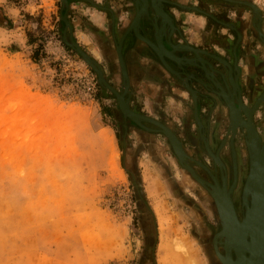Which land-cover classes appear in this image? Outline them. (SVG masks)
Here are the masks:
<instances>
[{
  "label": "rangeland",
  "instance_id": "1",
  "mask_svg": "<svg viewBox=\"0 0 264 264\" xmlns=\"http://www.w3.org/2000/svg\"><path fill=\"white\" fill-rule=\"evenodd\" d=\"M60 3L0 0V22H11L10 30L0 27V264H211L201 236L221 225L209 199L162 136L139 143L131 133L128 150L112 115L114 95L61 42V11L74 41L120 91L110 69L112 44L86 20V6ZM184 119L171 121L176 131ZM183 143L189 156L194 146ZM237 179L236 171L235 186Z\"/></svg>",
  "mask_w": 264,
  "mask_h": 264
},
{
  "label": "crops",
  "instance_id": "2",
  "mask_svg": "<svg viewBox=\"0 0 264 264\" xmlns=\"http://www.w3.org/2000/svg\"><path fill=\"white\" fill-rule=\"evenodd\" d=\"M76 1L78 4L82 3V0ZM200 1L204 4L206 10L198 8L200 6ZM245 1H249V3L253 4L264 16V0ZM122 2L123 4H126L124 3V0H96V4L93 5L94 7L89 5L86 6L82 3L86 6L88 12L90 11L89 13L87 12L88 14L86 15H92L91 18L86 20L94 25V31H98V34L101 37L108 40L107 45H109V40L110 44L112 40L110 39L109 34H104L106 35V38L102 35L105 30V24L107 26L106 29L109 30V32H113L118 28L125 29L128 25L129 20L126 18L128 17L127 15H129V12L125 8L126 5H122ZM227 2L224 3L220 0H168V4L170 5V18L176 25V32L171 34L170 40L165 38V44L168 48V41H172L174 44L186 43V46H192L203 52L216 55L225 60L228 64H231L232 52L234 55L237 50L238 59L233 62L235 63V70H241L237 78L241 87L244 102L246 103L245 98L248 97L249 92H257L260 88L259 84L264 81V73H258L256 72V68H254L261 59V51H264V43L260 40V35H258L255 30V17L253 11L250 10L249 7L246 8L242 6L241 3ZM73 4L74 2L70 6L71 8L73 7ZM92 10L93 12L91 13ZM146 12L147 11H145L143 15H145ZM158 19L160 20L153 11L152 20L155 24ZM121 21H123V23H121ZM162 22L164 23V21ZM260 29L263 34V37H260L264 40V23L260 25ZM173 30L174 28L171 29L165 25L162 28L160 27L158 32L161 35V39H163L164 33H167L168 31L172 32ZM156 31L155 35L157 36ZM107 35H109L108 38ZM134 39L135 42H133ZM123 42L125 44L124 46L127 48V56H129V58L131 57L129 67L130 77L128 74L129 84L133 90L131 94H133L134 97H138L137 95H139V103H142L146 109L148 104L160 102V112L163 117L169 121L175 122L179 118L187 119V111L190 105L189 96L183 88L179 90L178 87L177 89V85H175L174 82L178 83L179 80L169 74V72L161 65L158 57L152 50H147L146 46H149L144 41L137 39L134 36L132 39L126 38L125 41L123 40L122 45ZM112 43V57H110L111 66L115 69L114 71L118 72L119 69H117V58L115 53L116 43H114V41ZM130 47H134L136 52H132ZM10 48L13 50L12 54H18L20 44L13 42L10 44ZM180 49L188 50L185 46H181ZM175 55L185 58L193 57L189 52H176ZM202 58L210 63L211 70H219L224 73L225 68L221 62L205 55H203ZM196 59L197 58H195V60ZM112 61L115 63L114 67ZM167 63L179 73L184 72L188 74V76H194L199 80L204 79L203 72L194 66H184L183 68H180V66L174 62L167 61ZM140 73L144 75L146 74L148 79H141ZM160 80L163 81L162 85H159ZM195 82V90L200 91L202 94H206L204 95V98H207V95L210 93L216 95L215 91L213 92L212 85L206 82V80L205 82L209 86L208 89L203 88V85H201L200 82ZM179 85H182V83ZM224 89L230 90V85L226 83ZM138 90H140V92L136 95ZM212 101H214L215 104L219 103L215 97ZM130 103L131 102H129V104ZM162 106H164V108ZM215 111L219 112L221 117H226L225 108H223L220 103L217 104Z\"/></svg>",
  "mask_w": 264,
  "mask_h": 264
},
{
  "label": "flooded vegetation",
  "instance_id": "3",
  "mask_svg": "<svg viewBox=\"0 0 264 264\" xmlns=\"http://www.w3.org/2000/svg\"><path fill=\"white\" fill-rule=\"evenodd\" d=\"M90 1V2H89ZM214 1V0H213ZM221 2H227L224 0H220ZM237 1V0H234ZM77 3L76 0H67L68 6L67 9L71 8V4L72 3ZM96 0H82V3L85 4L86 6L89 5L91 7H94L93 5H95ZM155 5L159 8H161L165 13H167L169 16V9H170V5L168 4V0H161L160 3H158V0H154ZM229 2V1H228ZM227 2V3H228ZM239 2H243L241 3L242 6L248 8V6H246L244 4V2H249V1H239ZM128 5L125 7L127 9V11L129 12L130 16L128 18L129 22L128 25L125 27V29L123 28H118L117 30H114L113 32L110 31L109 35H110V39L112 40V42L114 41L115 44V53H116V45L118 44L121 35L125 32V30L128 28L135 12H136V6H135V0H128L127 1ZM61 6V3H60ZM200 9L206 10V7L204 6V4L202 3V1H200V6L198 7ZM251 10V9H250ZM146 14L142 16V18L140 19L139 22V33L144 36L146 39L150 40L151 42L155 43V23L152 20L153 17V9L151 7L150 4V0H148V6L146 9ZM61 13L63 14L64 11ZM60 13V14H61ZM254 14V13H253ZM258 14L260 17L259 18L255 17V30L257 31V28L260 31V36L263 37L262 31L260 29V25H262L264 23V16L261 13L260 10H258ZM68 15H66L67 17ZM173 25H174V30L172 31L173 33L176 32V25L174 23V21H172ZM158 28H160V20L158 19L156 22ZM61 25L64 27V23L61 21ZM123 29V30H122ZM157 37L161 36L160 33L158 32L157 29ZM169 32V31H168ZM264 33V32H263ZM259 35V33H258ZM123 36V35H122ZM126 38H134V35L132 32H129ZM124 39V41H125ZM165 37H163L162 42L164 44V46L166 47L165 44ZM106 42V41H105ZM111 42L112 46L110 49V55H111V51L113 49V43ZM135 42V39L134 41ZM124 42L122 45V49H121V53H122V58L125 64V68H126V72L127 76L129 74L130 77V71H129V67H130V58L129 56H127L126 54V47L124 46ZM109 46V45H108ZM147 50L151 51V49L149 47H147ZM167 48V47H166ZM130 50L132 52H136V50H134V47H130ZM130 51V52H131ZM131 52V53H132ZM262 55H261V59L259 60V62L257 63L256 67V72H260V73H264V51H261ZM154 53V52H153ZM112 57V56H111ZM238 57V52L237 50L235 51L234 55L232 52V60L230 61L231 64L229 63L230 67L232 68V76H233V81L236 82L237 85L234 84V82L231 80L230 84V90L231 92L229 93V97L234 98V103L235 105H237L236 103V99L239 97V100L241 102V106L239 108V115L241 118L245 119L243 113L247 112H251V119H252V124L255 127V130L257 132V134L259 135L261 142H263L264 140V128L263 130L260 129L261 126H264V103H260L257 105V107H255V103L258 100V98L261 96V94L264 92V81L261 82L260 88L257 90V92L255 91H250V98H245L246 99V103L244 102L243 99V95H242V91H241V87L238 81V74L240 73L239 69L238 71L235 70V63L233 61H237ZM117 58V55H116ZM168 62H170L169 60H167ZM113 62V61H112ZM117 66H118V72L114 71L115 69L112 68V66L110 67V69L112 70V74L113 75H118L119 80L121 79L120 83L122 86V89L120 91H118L119 93H121L123 91V80H122V76H121V72H120V68H119V64H118V59H117ZM114 69V70H113ZM225 73V72H224ZM140 78L144 79L148 77L146 76V74H142L140 73ZM204 75V74H203ZM182 78H184V76L181 74L180 75ZM129 77H128V90L127 93L124 96V99L127 100L128 102V106L129 109L139 115L145 116L147 118L153 119L163 125H165L170 131H172V133L177 137L178 141L181 144V148L182 151L185 153L186 155V161L188 163V165L194 170V173L203 181L202 184H204V182L206 183V185H201L200 182L196 181L186 170H184L182 168V166L180 165V163L178 162L177 157L176 161L178 162L179 166L185 171V173L189 174V176L192 178H190L191 183L194 184L195 187H198L199 192L202 193V196H200L201 198H208L210 203H211V210L213 213V216H217V212L215 210L214 207V199H212L210 196V193L208 192L207 189H212L214 185H216L214 183V178L216 179V182L218 185H216V187L213 189V193L215 194V192L217 191V187L220 188L222 187V179L225 178L226 179V187L229 189L232 185V181H233V166H232V150H231V146H230V141L232 138V142H233V150H234V154H235V162H236V171H237V183L235 186V189L232 191L231 193V199L233 202V206H234V210L236 212V215L238 216V218L242 217V210H241V196H242V186H243V182H244V178L247 175V171H248V152H247V148L246 146L245 151H246V160L244 161L245 166L242 164L243 162L241 161V149L238 145L239 139L238 136L240 135L244 145H245V131L244 129L241 131L240 127H237L235 130V134L233 136L232 131L230 130V120H229V110L228 107L225 105L224 101L222 100V98L220 96L217 95H213V94H208L207 98H204V95L206 94H202L200 91H196L195 89V85H194V80L189 81V85L190 87L196 91V100H195V106H194V101L190 95V93L186 90V88L183 85H179L181 82L179 81L174 82L175 85H177V89L179 87V90H181L182 88L188 93L189 96V101H190V105H189V109L187 111V119H184L180 128L182 129L181 131H176L174 129L175 124H173L171 121L167 122L166 119L163 117V115L161 114V110H160V102H153L152 104H148L147 105V109H143L141 108V106H138V102L134 101L132 99L133 94H131V92L133 91L130 84H129ZM161 78V77H160ZM215 78L216 80L220 83V85L224 88L221 79L218 75L215 74ZM162 79V78H161ZM203 81H205V79H203ZM208 82V81H206ZM205 82V83H206ZM163 81L160 80L159 85H162ZM196 83V82H195ZM209 83V82H208ZM210 84V83H209ZM113 87V86H112ZM165 87V86H163ZM204 88V87H203ZM213 88V92L216 91L218 92V89H216L214 86H212ZM237 88H239L240 90V94L237 90ZM227 92H229V90L225 89ZM225 91V92H226ZM177 95V94H176ZM217 99V101L221 104V106H223V108H225V112H226V117H221L219 112H216V106L219 103H216L214 101H212L214 99V97ZM249 97V95H248ZM115 99V97H114ZM129 102H131L129 104ZM116 106H117V114H114L112 112L113 118L117 123L118 126V132L122 133V135H124V140H125V145L126 147L129 149H132L131 144H129V137L131 133H136L139 136L140 142L142 143L145 139L148 138V140L152 139V136H162L168 143V140L166 139V137L162 134V132L159 130V128L149 122H144V121H140L142 127H140L139 125L135 124L134 122H132L131 120H124L123 116L121 113H119V108H118V104L117 102ZM140 105V104H139ZM194 107L196 108V115L198 118V121L200 122V126H198L197 122L195 121L194 115H193V111H194ZM207 110L208 112H211V116L208 117H204L203 116V112ZM252 110V111H251ZM215 111V112H214ZM261 113V114H259ZM260 116V124L257 123L256 121V117ZM225 120L226 124L223 126V121ZM238 122L241 123V121L238 119ZM244 122H246V119L244 120ZM224 127V129H221V127ZM192 127H194V133L192 130ZM242 129V128H241ZM183 131V132H182ZM220 132H222V134L220 135ZM182 133L185 135L184 138H182ZM233 136V137H232ZM183 140H187L189 143H191L193 147V151L192 154L190 153L189 157L186 153V150L189 151L188 149L185 148V144L183 143ZM204 143L207 144V147L209 149L210 152H212V154L216 155V162H214V160L209 156V154L206 151L205 145ZM169 147L171 148L170 144L168 143ZM140 148V144H137V146L134 149H139ZM172 150V148H171ZM173 152V151H172ZM189 154V153H188ZM204 157L208 160V161H204ZM218 161V162H217ZM218 163V164H217ZM207 186V187H206ZM204 196V197H203ZM205 199V198H204ZM200 214H203L200 210H197ZM218 218V216H217ZM218 230H220V227L218 226ZM217 230V231H218ZM215 232H213V230H210V227H207V231L205 233L202 234L201 236V242L204 244V246H206V253L209 256V260L211 262V264H220L216 261V257L214 255V251H213V247H212V238L214 237ZM219 252L221 254H223V250L219 249ZM234 257V255H233Z\"/></svg>",
  "mask_w": 264,
  "mask_h": 264
},
{
  "label": "water",
  "instance_id": "4",
  "mask_svg": "<svg viewBox=\"0 0 264 264\" xmlns=\"http://www.w3.org/2000/svg\"><path fill=\"white\" fill-rule=\"evenodd\" d=\"M161 0H158V3H160ZM228 1V0H224ZM62 7L67 9L68 3L67 0H60ZM229 2H238V3H243L239 1H229ZM151 7L155 13V15L159 14L158 18H160V27H164L165 25L171 29L174 28L172 19L170 16L165 13L161 8L157 7L154 4L153 0H150ZM246 6L249 8H252L253 13L255 14L256 7L253 6L250 3L244 2ZM135 6H136V12L128 26V28L125 30L123 36L120 38L118 44L116 45V55L118 59V64L122 76V80L127 82V74H126V68L125 64L122 58V53H121V44L124 39V37L129 33L132 32L133 35L140 40H144L150 49L154 52V54L158 57L159 62L161 65L175 78H177L182 85L186 88V90L190 93L193 101H194V106H195V100H196V91H194L190 85L189 81L195 80L197 82H200L201 85L206 89H208V85L205 83L203 80H199L195 78L194 76H191L184 72H177L175 71L170 65L167 63V60L174 62L180 68H183L184 66H194L201 70L203 72V78L208 81L212 86H214L216 89H218V92L215 91V94L217 96H220L222 100L224 101L225 105L228 107L229 110V120L230 124H232V132H235L234 126H237V119H239L242 123V125L245 126L246 128V133L248 135V144H247V149H248V174L246 176L245 182L243 184V191H242V205L245 207V213L244 216L242 217V221H239L236 217L234 208L231 207L230 214L231 217L228 219L229 222L232 224H228L227 222L224 223L222 219H220V225H221V230L219 233L215 234L214 237H219L223 238L225 241L224 245L226 244V247H224L225 251V257L223 259V256L221 254L216 253L217 257L221 261V264H253L250 262V255L251 253L248 252V256L238 253L235 248L234 250V257L230 254V246L226 242V239H229L230 241L234 238V230L236 227L242 225L244 221L248 220L247 225H245V228H241L245 234L248 233L247 238L250 241L245 240L246 242L250 243L249 245H256L258 243L264 242V140L263 143L260 145L258 142L259 137L257 135V132L255 130L254 125L251 122V116L249 113L245 112L243 113L246 122H244L245 119L240 117V113H238V110L241 106V102L239 100V97L236 99L237 105L234 103V98L228 96V92L220 86V83L216 80L215 74L218 75L221 79V82L223 86L225 85L226 79L229 80L231 83V79L233 78L232 76V68L230 65L223 59L219 58L216 55H212L207 52H203L200 49L194 48L192 46H186L184 44H174L172 41H168L167 45L168 48H166L162 42V39L158 36H155V43L149 41L146 39L144 36H142L139 32V22L140 18L143 16V12L145 10V6H148V0H135ZM255 16V15H254ZM166 18V22H162L163 19ZM260 20V17H258ZM59 19L64 23V30H63V36L61 38V42L64 43L66 46L70 47L73 49L77 54H79L82 58V60L94 71L96 75V83L99 85L100 88L105 89L109 91L111 94L114 95L115 100L117 101L118 107L120 111L122 112V116L124 118H128L135 124L139 125L142 127L140 121L144 122H149L159 128V130L162 132V134L166 137L168 140V143L170 144L173 153L176 155L178 162L182 166L184 170H186L193 178H195L198 182L201 183V179L194 173L192 168L188 165L186 161V155L185 153L183 154L182 149H181V144L178 141L177 137L170 131L165 125L147 118L145 116L136 114L132 112L129 109L128 103L126 102L127 100L124 99V96L126 94L127 86L124 83L123 85V91L119 93L114 87H112L106 80L105 75L103 74L102 70L100 67L97 65V63L92 60L82 49L81 47L74 41L73 39V33H72V26L67 20L66 13H61L59 16ZM155 30L159 29L157 24L154 25ZM67 31V34H66ZM257 31L260 35V31L257 28ZM173 32L169 31L167 33H164V37L170 40L171 34ZM260 40L264 43V40L261 39L259 36ZM181 46H185L188 50H182L180 48ZM160 48V49H159ZM161 50V51H160ZM174 52V53H173ZM176 52H189L193 55L192 58H185V57H179L176 56ZM205 55L209 58H212L216 61L221 62L224 65V72H221L219 70H210V63L203 59L202 56ZM195 58H197L195 60ZM180 60V62L178 61ZM209 69V70H207ZM181 70V69H180ZM182 71V70H181ZM183 75L184 78H182L180 75ZM233 81V79H232ZM234 82V81H233ZM235 85L236 82H234ZM239 94L240 90L237 88ZM226 91V92H225ZM195 92V93H194ZM264 103V92L261 94V96L258 98V100L255 103V107H257L258 104ZM193 115L195 118V121L197 122L198 126H200V122L198 121L197 115H196V108L194 107ZM242 131V129L240 128ZM205 148L208 152V154L214 158L215 156L210 153L207 144L204 143ZM230 146L231 150L233 153V165H234V170H235V162H234V151H233V146H232V138L230 141ZM215 161V159H214ZM235 181V179H234ZM215 183V179H214ZM216 184V183H215ZM234 184V182H233ZM215 187V185H214ZM209 190L210 193V189ZM216 193V192H215ZM210 195L213 197L214 202L217 201V198L215 194L210 193ZM249 198V199H248ZM231 202V201H230ZM217 205V203H216ZM232 205V204H231ZM218 206V205H217ZM247 227V228H246ZM247 231V233H246ZM224 235V236H223ZM263 239V241H262ZM251 240H254V243L251 242ZM240 249V248H239ZM238 249V250H239ZM240 250H243L242 248Z\"/></svg>",
  "mask_w": 264,
  "mask_h": 264
},
{
  "label": "bare ground",
  "instance_id": "5",
  "mask_svg": "<svg viewBox=\"0 0 264 264\" xmlns=\"http://www.w3.org/2000/svg\"><path fill=\"white\" fill-rule=\"evenodd\" d=\"M154 1V0H153ZM247 3H249V2H247ZM154 4H155V2H154ZM251 4V3H250ZM253 5V4H252ZM158 6V5H157ZM254 6V5H253ZM146 9H147V7L145 6V10H144V12H143V14L145 13V11H146ZM251 10H252V8H250ZM253 11V10H252ZM155 14V13H154ZM157 15V14H156ZM255 16L254 17H257L258 18V16H259V14H258V9L256 8V11H255V14H254ZM157 16H160L159 14L157 15ZM141 19V18H140ZM163 21L164 22H166L167 20H166V18H164L163 19ZM138 32H139V30H138ZM160 38H161V36H159ZM125 38V37H124ZM124 40V39H123ZM142 41H144V40H142ZM150 41V40H149ZM145 42V41H144ZM146 43V42H145ZM147 44V43H146ZM156 44V43H155ZM148 45V44H147ZM180 48V47H179ZM121 49H122V44H121ZM160 49V48H159ZM161 51V50H160ZM178 61H180V60H178ZM207 70H209V69H207ZM211 70V69H210ZM126 74H127V72H126ZM127 78H128V76H127ZM232 80V79H231ZM124 83H126L125 85L127 86V90H128V79H127V82H125V81H123V85H124ZM226 83L227 84H229L230 82H229V80L228 79H226V82H225V85H226ZM230 85V84H229ZM127 90H126V93H127ZM231 92V90H229V92L227 93L228 95H229V93ZM117 102V101H116ZM127 102V101H126ZM128 103V102H127ZM119 108V107H118ZM119 111H120V109H119ZM252 111V110H251ZM120 113L122 114V112L120 111ZM238 113H239V110H238ZM249 114H251V112H249ZM251 116V115H250ZM238 120V119H237ZM251 122H252V119H251ZM234 127H240V128H242V130L244 129V131H245V146H246V148H247V144H248V135H247V133H246V128H245V126L244 125H242V123H240V122H238L237 121V126H234ZM236 128H235V130H236ZM230 130L232 131V124H230ZM232 134H233V136H234V134H235V132L233 133L232 132ZM258 135V134H257ZM232 136V137H233ZM258 137H259V135H258ZM258 142L260 143V145L263 143V142H261V139H260V137H259V140H258ZM232 146H233V142H232ZM182 149V148H181ZM207 151V150H206ZM234 151V150H233ZM183 152V151H182ZM247 152H248V149H247ZM208 153V152H207ZM211 154H212V152H210ZM183 154H184V152H183ZM214 155V154H213ZM176 156V155H175ZM210 156V155H209ZM215 157L214 158H212L211 156V158L214 160L215 159V161L214 162H216V160H217V158H216V155H214ZM218 162V161H217ZM234 162H235V154H234ZM218 164V163H217ZM232 166H233V176H234V179H235V181H234V179H233V182H234V184L232 183V185H231V187L228 189L227 187H226V179L225 178H223L222 179V187H220V188H218L217 187V191H216V193H215V196H216V198H217V201L216 202H214V207H215V210H216V214H217V216H218V218H219V221H220V219H222L223 221H224V223L225 222H227L228 224H232L231 222H229L228 221V219H230V217H231V214H230V210H231V207H233L234 208V206H233V202H232V199H231V193H232V191H233V188H234V186H235V182H236V162H235V170H234V165H233V153H232ZM248 168H249V164H248ZM193 170V169H192ZM194 171V170H193ZM247 174H248V171H247ZM195 179V178H194ZM215 179V178H214ZM196 180V179H195ZM197 181V180H196ZM202 180H201V185H206V183L204 182V184H202ZM215 183H216V185H218L217 184V182H216V179H215ZM216 185H215V187H216ZM207 187V186H206ZM214 186H213V188L210 190V193H212V194H214L213 193V189L215 188ZM242 191H243V187H242ZM208 192H209V190H208ZM212 199H213V197L212 196H210ZM249 199V198H248ZM231 201V202H230ZM241 201H242V196H241ZM216 203H217V205H216ZM232 204V205H231ZM241 205H242V203H241ZM241 209H242V217L244 216V213H245V207L242 205V207H241ZM235 211V210H234ZM235 214H236V212H235ZM236 217H237V219L239 220V221H242V217L239 219L238 218V216L236 215ZM247 223H248V220L247 221H244V223L242 224V225H240V226H238V227H236L235 228V232H234V238L230 241L229 239H226V242H227V244L228 245H231L230 246V254L232 255V257H233V255H234V250H233V248H235L236 250H237V252L238 253H242V254H244V255H246V257L248 256V252H250L251 253V255H250V262L251 263H253V264H264V242H262V243H258V244H256V245H249L250 243H248V242H246L245 240H247V241H250L248 238H247V236H248V233H247V231H246V233L247 234H245V232H243L242 231V229L241 228H245V225H247ZM247 228V227H246ZM224 236V235H223ZM225 240L223 239V238H219V237H213L212 238V242H213V251H214V254L216 255V253H218L219 251H218V249L219 248H221L222 250H223V254H222V256H223V259H224V257H225V251H224V247H226V244L224 245V242ZM262 241H263V239H262ZM251 242H253L254 243V240H251ZM242 248L243 250H240V249ZM239 249V250H238ZM216 257H217V255H216ZM218 258V257H217ZM223 264V263H222Z\"/></svg>",
  "mask_w": 264,
  "mask_h": 264
},
{
  "label": "trees",
  "instance_id": "6",
  "mask_svg": "<svg viewBox=\"0 0 264 264\" xmlns=\"http://www.w3.org/2000/svg\"><path fill=\"white\" fill-rule=\"evenodd\" d=\"M2 10H1V8H0V12H1ZM5 19V25H2V23L0 22V27L1 28H6V29H8V30H10L11 29V27H10V20H8L7 18H4ZM37 51H38V47H36V50L34 51V53H33V55L35 56V55H37ZM13 52V51H12ZM100 91V93L102 94L103 93V90H99Z\"/></svg>",
  "mask_w": 264,
  "mask_h": 264
}]
</instances>
